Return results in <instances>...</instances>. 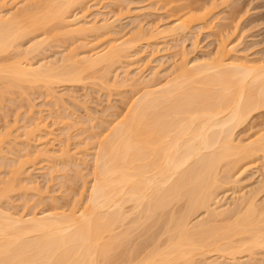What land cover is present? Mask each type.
I'll return each mask as SVG.
<instances>
[{"label":"bare ground","instance_id":"bare-ground-1","mask_svg":"<svg viewBox=\"0 0 264 264\" xmlns=\"http://www.w3.org/2000/svg\"><path fill=\"white\" fill-rule=\"evenodd\" d=\"M90 1L93 0H46L43 5L35 3L34 5L31 4L32 6L26 4L27 6L24 7L23 4V7L14 12L9 13L6 10V15L5 12H3L4 15L0 14V103L2 100L4 101L5 95L12 94L13 90L20 91L22 95L23 93L25 95L26 92L36 88H44L48 92L47 95L52 92L51 96L49 95L52 98L54 96L53 91H51L53 90L52 86L84 82L87 78L84 75L92 71L101 72L96 79L109 86L110 70L116 64L120 66L123 60L128 59L143 38L142 41L144 42L145 40L150 41L154 36L156 39L157 34H163V37L167 35V37L169 36L168 39L172 36L180 37L183 32L185 33L191 28L190 23L193 21L195 23L198 19H200V23L202 22L201 16L196 18V21L194 20V13L197 17L194 9L193 15L190 14V6L197 8L195 5L197 3L193 2L194 4L190 3V6L186 5L187 11L183 7L181 9L178 7L179 10L176 9L178 12L181 11V14L184 11L186 13L189 11L187 14L184 13L182 17H180V13H178L180 16L177 14L174 7V14L180 18H176V21L174 20L176 24L173 23L165 30L160 31L152 28L153 30L156 29L155 34H153L150 27L148 28L149 31H146L148 29L145 27V31L140 27L137 30V25L134 33H129L128 39L124 38L123 40L122 37L107 42L104 37L109 38V35L115 36L117 33L114 31L116 26L113 25L119 17L111 21L107 18L98 21L97 17L100 12L97 13L96 10L95 17L91 13L92 19L89 18L90 11L88 10L91 9V6L89 5L88 8L86 4H89ZM157 1L159 3L160 1L161 3L164 2L166 5L170 4L172 0ZM228 1L222 0L221 3L224 5L226 2H230ZM42 2L39 1V3ZM114 2L116 1L114 0ZM206 2L209 4L211 2L210 5L208 4L209 8L211 6L216 7L217 2L214 3L213 0ZM82 5H85L87 9L81 8V10L79 9L81 14H77V8ZM203 6L205 8L199 7L207 10L206 4ZM202 8L200 10L203 13ZM197 10L199 11L198 8ZM209 11L207 10L205 14H208ZM174 14L173 16H175ZM232 14L230 15L232 16ZM234 14L233 20H235L234 17H239L237 12ZM230 15L229 17H231ZM103 16L105 15L103 14ZM202 17L207 19L208 16L203 15ZM205 19H203L204 22ZM99 22L101 23L98 24ZM233 23L231 24L233 25ZM119 24L120 22L118 26ZM188 24H190V28ZM207 24H210V21ZM224 26L227 28L228 24ZM227 29L230 30V28ZM50 31L59 32V36L66 41L71 40L69 42L72 43V46L74 44L76 49L73 48L74 51L69 49L68 55L62 56L61 61L54 60L55 62L41 63V65H37L38 67H33L26 61L27 58L25 57L29 58L32 54L40 53V49H43L42 45L48 43L46 42L48 38L46 39L47 36H40L37 40L32 35L41 34V32L42 35H46L48 32L51 34ZM146 32L149 34L146 35ZM88 35H99L104 40L101 41L107 44L101 45V50H97L95 44L94 46L91 45L93 48H90V53H86L87 49L83 52L84 55H80V52L78 53L79 44L76 45L75 42L81 39L78 43L81 42L83 47L89 46L88 43L85 45L83 44L85 42L82 41V38L87 37L86 39H88ZM29 36L33 37L35 42L33 40L31 42L30 39L29 42L31 43L27 49L20 53L21 41L26 40ZM145 36H147L146 39ZM149 36L151 38H148ZM61 37H59V41ZM228 37L229 35L220 38L225 43L229 39ZM154 38L151 42L155 40ZM224 39L226 40L224 41ZM220 40L219 48L217 47L218 50L215 51L218 54L214 53V57L211 58L213 61L210 59L211 63H209L210 60H208L209 62L205 60L207 63H191L193 66L188 67L186 62L183 61L182 63L181 59L180 65L177 63L179 66L176 65L178 67L176 69L174 67V71L171 70L173 74L170 71L168 73V77L170 74L173 76L165 79L166 82L164 81L162 86L159 83V87L157 85L158 78L156 86H153L155 82L153 84L148 82L156 78L155 73L151 74L152 78H147L150 79L148 81L144 79L145 77L141 79L145 80L140 82L143 84V88L139 91L141 94L139 93L140 95L130 103V106L126 108L127 110L125 109V113L119 112L122 115L119 116L118 114V118L114 119V123L112 122V127L106 130L105 136L102 135L103 137L98 141L94 140V144L92 141V143L90 142L89 146L93 145L92 149L91 147L90 150L87 149L89 147L87 141V143L84 140V142H77L79 143V151L72 156L75 157L79 154L81 159L84 158L85 160L90 157V162L92 161L90 167L92 168L88 177L83 175L86 179L90 178L89 187L85 189V193L84 188L88 184L85 183L83 188V193L86 196L84 197L80 193L84 197L80 199L79 195L78 198L82 200L80 205L78 203L80 200L74 198L76 201L74 200L73 203L78 204L71 203V205L73 204L71 208L70 204L67 205V208L65 207L68 209L67 213L65 210L61 212L64 207L62 205L61 209L54 208L55 212L60 209V213L51 212L52 210L48 212L51 209L49 208L46 210L47 213L45 211L39 212L41 215L34 213L35 211L27 212L29 215L27 213L24 215L28 218L23 215L21 217L19 214L16 217V213L13 216V214H9L11 210H7L8 213L2 210L4 208L1 205L5 206L7 202L8 205L11 203L9 200L12 199V196L9 195L13 193L17 195L19 190H24L27 193L29 190L32 192L31 188L34 186H31L34 183L31 184L29 176L28 181L24 177L29 175L23 172L22 167L25 161H17L18 164L15 165L12 164L14 160H11L13 165H11L12 169L10 167L11 170L8 166L10 163L6 164L9 169L8 177L5 175L6 177L0 180V264H205L207 261H204L203 258L210 254L218 256L219 260L221 257L222 259L224 257L230 258L233 264L236 262L237 256L246 255L250 258L255 251L264 250V205L259 208L256 202L247 196L250 200L244 205L242 204L241 207V202L248 200L247 197L241 199V196L238 197V202L236 201L238 204L232 205L231 209L217 207L220 203V191L231 182V173L236 166L238 167V162L251 158L255 159L254 157L260 154L261 156L264 155V134L260 137L259 135L256 136L257 139L254 138L255 140L251 138L252 141H248L246 145L235 139V131L243 125L246 127L252 115L264 110V60L254 64L255 62L252 61H248L249 63L246 62L247 60L244 61L241 59L242 57L236 59V56H231V49H227L228 43L225 45L222 42L221 44ZM63 41L61 40L62 43ZM11 51L19 53L17 55L13 52L17 59H13L12 62L9 58H4V56L11 55ZM21 54L25 61L20 58ZM228 54L230 55L226 59ZM233 54L235 53L233 52ZM230 56L234 57L236 61ZM10 57L13 58L12 55ZM239 60H241L240 63ZM117 65L116 67H118ZM139 74L143 75L142 72ZM133 76L135 75H132L131 78L125 76L123 77L124 82L121 80V83H118L121 86H123L122 83L137 86L138 84L135 83L139 78L135 79ZM128 87L130 86L128 85ZM115 88L118 87L115 86ZM111 89L110 91L114 90ZM52 99L55 100L54 104H59L58 100L63 102L61 96ZM252 117L251 119H253ZM30 123L29 121V125H32ZM40 124L42 125V123ZM40 124L38 122L31 128L25 124L22 133H24L23 137L26 141L37 137L38 128L42 127ZM62 126L64 127V124ZM62 129L65 132L67 128ZM8 130L0 133L2 134V136L0 135V145L11 137L12 134ZM42 132L46 131L42 130ZM80 133L82 132L80 131ZM66 134L65 139L69 140ZM88 137L85 138L90 141L92 138ZM12 138L16 139L15 137ZM83 143L85 145H82ZM43 146L46 147L47 145ZM63 146L66 149L63 150L60 146L62 151L58 150L59 157L57 153L51 152V154L57 155L55 157L59 161L61 160L66 168L67 164L70 165V161L73 160H71L72 156L67 150V144ZM40 147L41 149L37 150L39 155L34 154L33 158L37 156L34 159L42 156L44 159L54 158L49 155L53 146L48 143L47 149L44 148L46 150L42 146ZM49 147L52 149L48 150ZM88 151H92L91 154ZM28 153L30 154V152ZM28 153H26L27 157L30 156ZM74 163H71L72 166ZM22 175H24V179L21 178ZM74 178L76 179V177ZM81 178L84 179V177ZM77 179L79 180L78 177ZM26 183L29 189H27L28 186H22ZM37 193L39 194L40 191L38 190ZM38 194L36 195L41 199V193L40 196ZM74 194L77 195V192ZM246 195L243 194V196ZM43 200L45 199L42 198L40 201L44 202ZM39 204L41 205V203ZM54 205L56 207V204ZM236 206H238L237 210ZM232 209L235 210H233L234 213H231ZM230 213L232 214L231 217L229 216ZM201 214L206 215L205 219L200 216L204 220L201 218L200 221L199 218L200 222H193ZM196 257H200L201 261L197 262ZM239 257L237 258L239 259ZM206 259L211 260L210 258ZM234 259L235 262H233ZM213 260L211 262L215 264V259L213 258ZM225 262L228 263V261Z\"/></svg>","mask_w":264,"mask_h":264},{"label":"rangeland","instance_id":"rangeland-1","mask_svg":"<svg viewBox=\"0 0 264 264\" xmlns=\"http://www.w3.org/2000/svg\"><path fill=\"white\" fill-rule=\"evenodd\" d=\"M37 1H38V3H37ZM39 1L42 2L43 0H32V1L31 0H0V10H2V11H0V14L6 15V12H9V13L14 12L17 9H20L21 7H23V4H24V7H26L27 6L26 4H29V6H32L31 4L34 5L35 3L39 4V5H43V2H46V0H44L42 3H39ZM110 1L109 0H93V1H90L89 4L88 3L86 4V6L88 5V8L91 6V9L88 10V11H90V13L88 12L90 14L89 18H91L92 15L95 17L96 12L97 13L100 12L99 13L100 15H98V17H97L98 21L104 20L106 18L109 21H111V20H115L117 17H119V19L117 18L118 20L122 21L121 22V21L117 20V22L114 23V25H113V26H116L115 27L116 29H114V31H117L118 35H117V33H115V36L109 35V38L104 37L105 38L104 40L107 42H108V40L114 41L115 39H120L122 37H123V40H124V38L128 39L127 37L130 36L131 33H134V30L136 29L135 27L137 25H138L137 30H138V27H140V29L143 28L142 30L145 31L146 29H148L150 27L153 34H155L154 31L156 29H159L160 31H162V30H165L166 27L169 28L176 21V18L178 19V18L182 17L184 15V13L187 14L190 11V9H191L190 14L193 13L192 12L193 9H194V12H196L197 17H195V13H194V20L196 21L201 16L202 22L200 23V21H199L200 19H198L197 22H195V23H194V21L192 23H190L191 22L190 21L189 23L191 25L188 24V26L190 25L191 28L189 26L190 29L186 30L185 33L183 32L180 35L181 38L179 36L175 35L176 38L172 36L173 39H172V37H170L169 38L170 40H169L168 39L169 36L167 37V35L164 34L165 36L163 37V34L162 35L157 34L158 37L156 35L157 38L155 39L154 38L155 36H154L153 38L155 40L153 42H151V40L153 38L150 41L145 40L148 43L147 42L145 43V41L143 42L142 41L144 39L143 38L140 41L139 46L134 48L135 50L133 51V53L134 52L135 53L134 54L131 53V55L128 57V59H125L127 62L125 60H123L121 62L122 64L118 63V64H120V66L116 64L119 68L116 67V65H115L114 68L111 69L112 71L110 70V72H111V73H109L110 78L108 77V80L110 79V81L108 82L110 84L109 86L105 82L102 83L99 79H96V77L98 75H100L101 72H99L100 73L99 74L98 72H94V71L88 72V73H86V75H84L85 77H87L84 80V82L82 81L80 83H75L72 85L71 84H65V85L62 84V85L52 86L53 90H51V91H53V95H54V96H52V98L56 99L57 97L60 98V96H61V99L63 97L62 100L64 103L57 99L59 104H57V103L54 104L55 100H53L50 97L51 96L50 94H52V92H50V94L47 95L46 93H48V92L45 91L44 88H40V89L36 88L33 91H28L29 93L26 92L25 95L23 93L24 96L22 95V93H20V91H17V90H13L12 94L10 93L9 95H7V94L5 95L4 101L2 100V103H0L1 104L0 105V133H4L5 131H7V129H9L12 135H11V137H9L10 141H9V138H7L8 140L6 142H3L2 145H0V149H1L0 150V174H1L0 180L7 176L10 167L12 169V166H13L12 164L16 165V164H18L17 161L19 162V161L23 160V162L25 161L24 165L22 167L24 170L23 172L26 173V175L27 174H29V175H27V177L22 175L21 178L24 179V177H25V179L27 178L26 180L28 181V176H29V180H30L31 184L34 183L31 185V186H33V185L34 186L32 188L30 187L32 189L31 191L33 193L30 192V190L28 191L29 194L24 190H21V191L19 190V193L17 191V193H18L17 195H16V193H13L14 195L13 194L9 195V196H12V199H10V200L7 199V200H9V202L11 201L12 204L10 203V205H8L9 203L7 202V200H5L7 202L8 206L7 205H5V206L1 205V207L4 208L2 210H4L5 212H7V210L8 211L11 210L9 212V214H13V216L15 215L14 213H16L17 214V215H15L16 217L19 214V216L21 215V217L25 216L26 218H28L26 215H24L27 212L32 213L33 211H35L34 213L38 214L39 212L41 213L42 211L43 212L45 211L47 213L46 210H48L49 208H51V209L48 212H50L51 210H52L51 212H55L54 208H60L61 209L62 208L61 205L64 206L63 208H65V207L67 208V205L70 204V208H71V206L73 204L74 205H76L78 203H79V205L81 204V201H82V200H80L82 197L81 194L84 195V193L86 192L85 189L89 187L88 182H89L90 178L86 179V177H88L89 176L88 174H90V172H91L92 167H90V166H92V161L90 162V160H91L90 157H87L86 160L84 158H82V159H84V160H82L81 156H79V154L75 157L72 156L73 154H75L79 151V149H78L79 143H77V142H81L84 140L85 142L86 141L88 142V143L87 142L86 143L89 146V144H91L92 142H93L92 144H94L95 141H98L103 136H105V134L107 133L106 130H108V128L112 127V125L114 123L113 121H115L118 118V114H119V116L122 115L123 114L122 112H124L125 109L130 106V103L141 94L139 91L141 90V88H143V84H141L140 82L145 81V80H147V81L150 80L147 78H152L151 74L155 73L158 77L155 76L156 78L154 80L151 79L148 82H150V83L152 82V84L155 82L153 84V86L157 83H158L157 84L158 87H159V83H160V86H162L164 84L163 83L164 81L166 82V80L169 77L173 76V75L171 76V74H173L171 72H173L176 69V67H178L180 65L179 62H181L180 61L181 59H182V63H183V61H184V63L186 62L188 67L193 66L192 64H195L196 62H198V63L204 62L205 63L206 61H208L214 57L213 56L214 53L218 54V52L216 53L215 51H216V49L218 50V48H219L218 44H219V40L221 39L220 37H224V36H228V35H229V37H228L229 39H227V38H226L227 40L224 39V41L226 40L225 43H228L227 45L222 41L223 39H221L220 41H221V44L223 42L226 46L229 45L227 47V49H229V48L231 50L235 49L232 52L230 50L231 56H234V57L236 56V59L242 57L241 59H244V61H246V60H247L246 62L252 61V62H255L254 64L260 63V61L262 62L264 60V6H263L264 0H229L230 1V2L228 1L229 3L226 2L227 6H226V4L222 5L223 4V3H221L222 0H213V2L215 1L214 3H216V2L217 3L215 4L216 7H213V6L210 7V8L213 7L211 9V11H209L210 8L208 7L209 3L206 2L207 0H195L196 2L194 0H182V1L181 0H177V1L172 0L171 1L172 3L170 2V4H166V5H164V2H162L163 3L162 4L161 1H160V3L158 1L156 2V0H115L116 2H114V0H112L113 2L112 1L110 2ZM177 2H178V4H177ZM193 2L197 3L195 5L199 9V11H201L200 8H202V7L205 8V6H203V5L206 4V7L209 8V9L207 8V10L209 11L208 14H205V12L207 10H205L203 8H202L203 13H202V11L199 13L197 8H195V7L193 8V6H190L191 4H194ZM114 3H115V5H114ZM187 4L188 5L190 4L189 6L191 8L189 7V11L186 13V11H187L186 5ZM210 4H211V2H210ZM181 5H185V6H181ZM249 5H250V7H249ZM199 6H202V7H199ZM174 7H175V11L178 7L180 9H181V7H183V9L185 8L186 11H184L183 14L180 13L181 11L180 12L176 11L177 14L178 13L181 14V16H180V14H178L180 17L179 16L177 17V15L174 14ZM81 8L87 9V8H85V5L79 6L77 8L78 10L76 9L77 14L80 13L79 11L81 10ZM179 8L177 10H179ZM238 8H240V9H238ZM183 9H182V11H183ZM232 9L234 10V12H237L239 15V17H234L235 20H233V18H232L233 15L235 16ZM98 10H100V11H98ZM248 11H250V12H248ZM3 12H5V13L3 14ZM84 13H85V11H84ZM84 13H82V14H84ZM88 13H86V14H88ZM91 13H92V15H91ZM101 13H102V16H103V14L105 16L102 17ZM239 13H241V14H239ZM173 14L175 16H173ZM230 14H232V16ZM203 15L208 16V17H206L207 19L202 17ZM229 15L231 17H229ZM112 16H113V18H112ZM203 19H205V22L203 21ZM206 20H207V22H206ZM88 21H90V19H88ZM209 21H210V24H207ZM234 21H235V23H233ZM119 22H120V24L118 26ZM100 23L101 22H99L98 24H100ZM231 23H233V25ZM174 24H176V23H174ZM204 24L205 25L207 24L208 27H206L207 25L205 26ZM227 24H228L227 28H230V30H228L224 26V25L227 26ZM211 27H213V28H211ZM152 28H156V29L153 30ZM234 28L236 29V31ZM137 30H136V32H138ZM159 30H157V32H160ZM146 31H149V29ZM229 31H231V32H229ZM232 31H234V32H232ZM54 32H56V31H54ZM54 32H51V34L53 33L52 35L49 32L47 34H50V35H47V34L42 35V32H41V34L40 33L35 34L36 36L32 35L34 38L36 37L35 39H37V40L40 38V36H42V37L47 36L46 39L48 38L46 40V42H48V43L42 45L43 49H40L41 50V51H39L40 53L37 52V54H32L34 56L31 55V56H29V58L27 56L25 57L27 59H30L29 61L26 59V61L29 62V64H32L33 67L34 66L38 67L37 65H39V64L41 65V63L45 64L46 62L47 63L48 62H55L54 60L58 61L62 58V56L68 55L67 52L69 53V49L72 51V49L75 48L74 44L72 46V43L69 42L71 40L66 41V40L62 39L61 36H59V32H57V33H54ZM119 33H120V35H119ZM147 33L149 34V32H146V35H147ZM38 34H40V35L38 36ZM127 34H129V35H127ZM144 34H145V32H144ZM225 34H228V35H225ZM123 35H125L126 37H124ZM49 36H51V37H49ZM58 36L61 37L62 41L64 40L63 43L61 42V40L59 41L60 38ZM33 37L29 36V38L27 37L26 40L24 39L23 41H21L22 45H21V49H20L21 52L20 53H22L24 49L26 50L27 47L29 46V44L35 40V39L33 40ZM51 38H52V41H51ZM86 38L87 37L82 38L83 39L82 41L85 42V43H83L85 45L88 43L89 46H87V47H83L81 42H80L81 44L78 43L81 39L78 42H75L76 45H78V44L81 45V46L78 45V53L80 52V55L81 54L84 55L85 53H83V52H85L87 49L88 50L86 53L87 54L90 53V48L92 49L94 44L98 48L97 49L95 47V49H97V50L102 49V48H100L101 45L107 44L105 42L104 43L102 42L104 40L101 39L102 37L99 35H93V36L88 35V39H86ZM146 38H147V36H145V39ZM148 38H151V37L149 36ZM164 38H166L168 40L165 39V41H164ZM158 39H159V41L161 39V41L160 42L157 41ZM29 40L31 42H29ZM56 40H58V41H56ZM72 42L74 43V41H72ZM96 43L100 44V45H97ZM91 45H93V46L91 47ZM22 47H23V49H22ZM79 47H81V48L79 49ZM73 51H74V49H73ZM75 51L77 53V50H75ZM136 51H137V53H136ZM13 52L15 54H17V52L11 51L10 53H11L13 58L10 57L11 55H9V56L7 55L8 57L4 56V58H9L11 62L13 59L16 60L17 59L15 57L16 55ZM233 52L235 54H233ZM10 53H8V54H10ZM183 54H185L184 57H183ZM229 55L230 54H228L225 58L227 59V57ZM131 56H132V58H131ZM22 57L24 58L23 55L20 56V58H22ZM215 57H216V55H215ZM234 57H231V59H234ZM9 59H7V60H9ZM132 60H133V62L131 63ZM192 60L194 61V63ZM196 60H198V61H196ZM211 60L213 61V59H211ZM211 60H210V62L209 61L208 62L211 63L212 62ZM23 61H25V59H23ZM240 61L241 60H239V63H240ZM237 62H238V60H237ZM176 65H178V66H176ZM174 67H175V69H173ZM115 68H117V69H115ZM171 70H173V71H171ZM169 71L171 74L168 77ZM141 72L143 75L139 74ZM126 74L129 75L130 77L127 76ZM137 74H139V76H141L142 78H140L139 76L136 77ZM132 75H135V76H133V77H135V79L139 78V80L135 83L136 85L137 84L138 85L135 86L133 84V86H132V84L130 85L128 83V85L130 86V87H128V85H126L125 83H122L123 86L124 85L125 86L124 87L121 86L120 81L123 80L122 82H124L123 77L126 76V77L131 78ZM166 75H167V77H165ZM88 76H90L89 79H88ZM91 76H93V77H91ZM143 78L145 80H141ZM157 78L159 81L156 83ZM118 82H120V83H118ZM114 84L118 88H115ZM152 84H149V85H152ZM104 86H106V87H104ZM158 87H156V88H158ZM111 88L112 89L115 88V89L112 90ZM108 89H109V91H108ZM110 89L112 91H110ZM119 112H121L122 114H120ZM252 116L251 117L253 119H251V117L249 118L250 120H248L249 123L247 122L248 125L246 124V127H245V125H243L242 126L243 128L240 127V129L238 128V130L235 131L236 132L235 133L236 134L235 139L236 140L238 139L239 143H240V141L243 142L244 145H246L248 143V141L249 142H250V140L252 141L251 138L254 139V138H256V136L259 135V137H260V135L264 134L263 133L264 132V110H261L260 112L255 113ZM35 119H36V121H35ZM29 121L32 123V125H29ZM38 122H39V124L42 123V125L40 124V127L42 126L41 127L42 129L38 128L39 132H37V137L31 138V140H30L31 142L26 141L25 137H23L24 133H22V128L25 126V124H27L31 128V127H33L34 124H38ZM63 124H64V127L62 126ZM255 125H256V127H255ZM7 126H8V128L6 129ZM43 127H45V128H43ZM248 127H249V130H248ZM62 128H65V129L67 128V129L64 132ZM23 130H24V128H23ZM42 130L46 131V132H42ZM80 131L82 133H80ZM45 133H46V135H45ZM65 134L68 135L69 140L65 139L67 137V136H65ZM0 135L2 136V134H0ZM16 135H17V137H16ZM94 135H96V136L94 137ZM78 136H79V138H78ZM88 136H90L92 139L93 138L94 139L93 140L90 139V141H88L86 139ZM12 137H15L16 139H14ZM90 137H88V138H90ZM20 138H22V139L24 138V140H22ZM247 139H249V140H247ZM12 140H17V141L12 142ZM22 141L25 142L26 146H25L24 142H23V145L26 148L22 145ZM27 143H28V145H27ZM48 143L50 146H53L52 147L53 149L51 147H49L48 150L52 149L51 151H49L50 152L49 155L54 157V158L47 159L45 157L46 159H44V156H42L43 158L38 157L37 159H34L37 156H35L34 158H33V156H34V154H36V155L38 154L37 152L41 149L40 146H42L43 149L44 148L47 149ZM66 144H67V148H68L67 150L70 152V155L72 156L71 160H73L70 162L71 163L75 162V163L73 166L71 163H70V165L67 164V167L65 168L64 166H66V165L65 164L63 165L61 160L59 161L58 158L55 157L57 155H54V154L55 153L58 154V152H59L58 150H61L60 149L61 147L64 150L65 147L63 145H66ZM43 145H45V146L47 145V146L44 147ZM82 145H85V144L83 143ZM82 145H81V147L83 148ZM90 147L92 149L93 145L89 146L87 149L90 150ZM46 149H44V150H46ZM80 151H82V150H80ZM28 152H30V154ZM51 152L54 154H51ZM91 152L92 151H90V152L88 151L89 154H91ZM26 153H28L30 156L27 157L28 155ZM59 155H60V153L58 154V157H59ZM56 158H57V160H56ZM254 158L255 159L251 158V159L244 160L243 162H238L239 165L236 164V165H238V167L237 166H236V168L233 167L235 169H233L234 170L232 172L233 174L231 173V175L233 176V177L231 176L232 180L229 183L230 185L228 184L227 187L223 188L220 191V196H219V200H220L219 202L220 203L217 205V207H222V208L226 207V208L231 209L234 205H236V203L238 202L237 200H239V198L241 196H242L241 199H243L244 197H247V196L250 197L253 200V202L254 201L256 202V205H258L259 208L262 207V205H264L263 204L264 203V155L261 156V154H260L259 156L254 157ZM11 160H14L13 163L11 162ZM46 160H48V161L46 162ZM84 161H85V163H84ZM77 162H79V163H77ZM7 163H10V165H8L9 169H8V167H6ZM67 163H69V162H67ZM78 170L81 172V174ZM52 171H53V173H51ZM76 171H78V172H76ZM83 175H85L86 177ZM60 176L62 177V179ZM74 177H76V179ZM77 177L79 178V180L77 179ZM81 177H84V179ZM73 178L75 179V181ZM26 180H24V181H26ZM82 180H83V182H82ZM234 181H236L237 183H235ZM30 182H29V184H30ZM22 183L25 184L24 182H22ZM27 183H26V185H22V186L27 187L28 186ZM85 183H87L88 185L84 188V185H86ZM233 183H234V185H232ZM33 188H35V189H33ZM36 188H38V190L41 193V194L39 193L41 195V199L42 198L45 199V200H43L44 202L40 201L41 200L40 197H38L36 195V194H38L37 193L38 190H36ZM83 188H84V193H83ZM27 189H29V186ZM34 190H36V191H34ZM225 191H226V193H225ZM75 192H77V195L74 194ZM34 193H36V194H34ZM242 193L245 195L247 194V195L243 196ZM250 193H251L252 197H251V195H248ZM23 195L27 199L26 198L24 199V197L22 198ZM27 195H29V196L27 197ZM79 195H80V199L78 198ZM85 196H86V194L84 195V197ZM84 197H82V199ZM255 197H256V199H255ZM74 198L80 200V202L79 201H78V203L75 202L76 204L73 203L75 200ZM250 198H248V200L246 199V201L243 203L241 202L240 206L242 207L244 205V203H246L247 201L250 200ZM52 201H53V206H52ZM234 201H235V203H234ZM33 202H34V204H33ZM35 203H36V205H35ZM39 203H41V205ZM71 203H73V204L71 205ZM54 204H56V207H54L55 206ZM65 204H66V206H65ZM239 204H240V202H239ZM31 205L34 206V209H33V206H32V208H30ZM57 205H60V206H57ZM28 206H29V211H28ZM63 208H62L61 212H63V210H65V212L67 213L68 209H66V208L63 209ZM237 208H238V206H236V210H237ZM59 210H57V212H55V213H58ZM220 210H221V208H220ZM233 210L234 209H232L231 213L233 212ZM40 213L38 215H41ZM231 213L229 214L230 217L232 215ZM27 215H29V213H27ZM200 216H202L205 219L206 215L205 216H204V214L199 215L197 217V219L196 218L194 219L193 222H197V223L200 222L203 219ZM199 218H200V221H199ZM259 250L255 251L257 254L255 252L253 253L254 255L251 256L252 259H251V257L250 258L246 257V255L245 256L243 255L240 257L237 256V257H239V259L237 257L235 259H236V262H237V260H238V262L236 263L235 259H234L233 262H235V263H233V264H257V263L259 264L260 262H261L260 264H263L264 263V257H263L264 256V250L263 249L262 250L259 249ZM213 256H214V254L207 255V257L204 256V258H203L204 261H207L205 264H211L214 261L213 258L215 259V264H232V261L230 258L223 256L225 258V260H223L224 258L222 259V257L221 258L219 257L221 259V260H219L218 256H216V255L214 257ZM205 258H210L211 260H208V259L205 260ZM196 260H197V262H199V261H201V258L196 257ZM217 260H218V262H216ZM225 261H228V263H226ZM198 264H201V263H198ZM202 264H204V263H202Z\"/></svg>","mask_w":264,"mask_h":264}]
</instances>
